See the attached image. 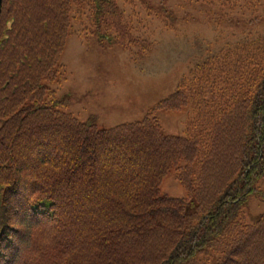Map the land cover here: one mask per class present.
I'll list each match as a JSON object with an SVG mask.
<instances>
[{"label": "trees", "instance_id": "1", "mask_svg": "<svg viewBox=\"0 0 264 264\" xmlns=\"http://www.w3.org/2000/svg\"><path fill=\"white\" fill-rule=\"evenodd\" d=\"M125 1L2 0L0 264H264V217L250 223L243 209L264 199V0H203L212 22L246 26L224 57L232 67L98 129L52 108L48 85L76 23L144 41ZM153 1L148 14L165 20L167 0ZM185 106L184 134H164L155 111ZM172 169L191 213L187 198L160 193Z\"/></svg>", "mask_w": 264, "mask_h": 264}, {"label": "rangeland", "instance_id": "2", "mask_svg": "<svg viewBox=\"0 0 264 264\" xmlns=\"http://www.w3.org/2000/svg\"><path fill=\"white\" fill-rule=\"evenodd\" d=\"M185 1L192 5L181 7ZM124 4L133 35L144 41L132 44L124 39L127 44L121 45L106 36L104 27L95 30V26L76 23L58 62L59 75L48 85L55 92L49 102L52 108L71 113L82 122H93L98 129L142 120L184 79L189 87L202 85L206 77L212 80L214 75L220 76L232 67V59L224 58L229 49L244 38V22H212L214 8L203 0H167L165 20L148 14V7L159 6L153 0H127ZM168 8L170 19L165 18ZM218 20L215 16L214 21ZM189 114L188 106L155 111L162 132L173 136L184 134ZM263 186L264 179L258 184L260 190ZM159 188L162 195L187 198L186 211L193 212L194 200L188 198L174 169L164 176ZM25 193L20 192L22 199L28 198ZM243 209L248 222H255L264 217V199L253 193ZM9 221L17 219L9 217Z\"/></svg>", "mask_w": 264, "mask_h": 264}, {"label": "water", "instance_id": "3", "mask_svg": "<svg viewBox=\"0 0 264 264\" xmlns=\"http://www.w3.org/2000/svg\"><path fill=\"white\" fill-rule=\"evenodd\" d=\"M2 0H0V12H1Z\"/></svg>", "mask_w": 264, "mask_h": 264}]
</instances>
